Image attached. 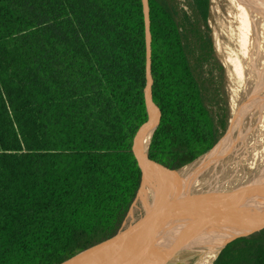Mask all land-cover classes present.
Instances as JSON below:
<instances>
[{"label": "trees", "instance_id": "16d2710c", "mask_svg": "<svg viewBox=\"0 0 264 264\" xmlns=\"http://www.w3.org/2000/svg\"><path fill=\"white\" fill-rule=\"evenodd\" d=\"M149 1V155L206 166L230 121L212 0ZM146 85L143 0H0V264L60 263L122 229L142 186L130 138ZM228 239L206 261L264 264V227Z\"/></svg>", "mask_w": 264, "mask_h": 264}, {"label": "bare ground", "instance_id": "6f19581e", "mask_svg": "<svg viewBox=\"0 0 264 264\" xmlns=\"http://www.w3.org/2000/svg\"><path fill=\"white\" fill-rule=\"evenodd\" d=\"M246 30L255 36L250 30ZM241 38L243 39L240 45L249 70V82L246 86V100L243 101L231 120L225 144L208 165L184 167L174 172L178 197L177 212L167 215L157 223L139 246L136 255H146L145 252L148 251L156 252L158 251L157 247L169 245V239H172L174 245L171 249L180 250L163 257L167 264H201L203 253L215 244L226 225V223L221 226L220 224L226 218L230 221L233 211L245 197V193L254 179L259 181V187L257 192L255 191L256 196L250 202L243 221V229L248 227L252 231L232 236L227 240L223 249L232 239L249 235L264 227H260L261 224H264V157L260 169L248 183L240 184L237 181L229 180L218 187L211 185L206 188L207 180L203 178L207 172L213 171L222 159L232 151L244 148L249 151L253 144L252 138L264 127V97L259 95V89L256 87L257 72L261 68L264 69V57L258 58L253 50V43L246 42L250 39H247L244 34ZM157 122L158 117L154 115L149 118L148 125L140 131V140L145 150L149 147ZM159 190H157L158 197L161 192ZM140 194L143 200L149 204V207H152V185L147 184ZM258 227L260 228L257 229Z\"/></svg>", "mask_w": 264, "mask_h": 264}, {"label": "rangeland", "instance_id": "374dc122", "mask_svg": "<svg viewBox=\"0 0 264 264\" xmlns=\"http://www.w3.org/2000/svg\"><path fill=\"white\" fill-rule=\"evenodd\" d=\"M210 21L213 28L217 56L226 68L225 88L227 89L230 104L229 130L231 120L240 105L246 100V86L249 82V70L242 55L240 45L243 34L247 39H250L246 40V42L253 43L252 47L258 58L264 57V46H262L264 43V0H212ZM246 29L250 30L255 36L251 35ZM263 74L264 69H259L257 72L258 81L256 82V87L259 89V95L264 97V86H262L264 85ZM155 115H157L159 121V113ZM226 138L227 135L225 134L217 144L218 153L222 150ZM252 140L253 144L249 148V151L246 148L232 151L222 159L213 171L210 170L204 175L203 178L207 180L206 188L211 185L218 187L229 180L237 181L240 184L248 183L251 180L253 175L260 169L264 157V127L258 131ZM258 187L259 181L254 179L248 191L245 193V197L237 204L230 221L226 218L220 224L221 226L223 223H226L219 239L203 253L201 264H214L218 258L216 254L213 257L210 254L209 258L211 257V259L208 258L207 261L206 257L221 239L252 231L248 227L243 229V221L245 220L250 202L256 196L255 191L257 192ZM140 195L134 202L131 212L126 219V224L128 225L135 223L143 217L150 208L149 204ZM169 241V245L157 247L158 251H148L145 252L147 253L146 255H137V257L144 264H167L163 257L180 250H172L171 248L174 242H172V239H169Z\"/></svg>", "mask_w": 264, "mask_h": 264}, {"label": "water", "instance_id": "95a60500", "mask_svg": "<svg viewBox=\"0 0 264 264\" xmlns=\"http://www.w3.org/2000/svg\"><path fill=\"white\" fill-rule=\"evenodd\" d=\"M143 5L147 42V85L145 88L147 109L144 113L138 115L134 120L131 130L130 143L143 175L142 186L139 194L141 193L143 187L147 184H151L153 206L150 207L144 216L138 219L135 223L128 225L126 224L127 221H125L122 229L115 236L105 242L63 262L54 264H144V262L136 255L139 246L159 221L167 215L176 214L177 212L178 207L176 202L178 197L176 193L177 188L174 172L179 168H173L161 160L152 158L149 155L150 144L148 149L145 150L140 140V131L143 124L156 113H159V119L161 116L160 107L153 95L154 71L152 65L150 1L143 0ZM158 189H160L159 192L161 191L159 197L157 196ZM244 257L245 256L239 258L233 264Z\"/></svg>", "mask_w": 264, "mask_h": 264}]
</instances>
